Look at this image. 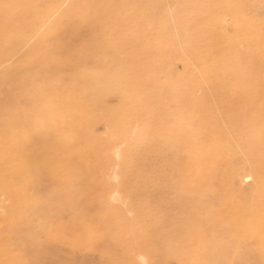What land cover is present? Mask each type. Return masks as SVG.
Returning a JSON list of instances; mask_svg holds the SVG:
<instances>
[{
  "label": "rangeland",
  "instance_id": "374dc122",
  "mask_svg": "<svg viewBox=\"0 0 264 264\" xmlns=\"http://www.w3.org/2000/svg\"><path fill=\"white\" fill-rule=\"evenodd\" d=\"M143 260L264 264V0H0V264Z\"/></svg>",
  "mask_w": 264,
  "mask_h": 264
},
{
  "label": "bare ground",
  "instance_id": "6f19581e",
  "mask_svg": "<svg viewBox=\"0 0 264 264\" xmlns=\"http://www.w3.org/2000/svg\"><path fill=\"white\" fill-rule=\"evenodd\" d=\"M115 148H116V147H115ZM114 150H115V149H114ZM116 150H117V148H116ZM118 151H119V147H118ZM118 151H116V153H117ZM113 152H115V151H113ZM119 153H120V152H119ZM114 156H115V155H114ZM116 156H117V155H116ZM118 156H119V154H118ZM118 156H117V157H118ZM116 166H117V165L114 164V167H116ZM116 169H117V168H116ZM113 171H114V170L112 169V173H113ZM115 173H116V170H115ZM115 173H114V174H115ZM116 176H117V175H116ZM113 177H114V176H112V178H113ZM116 178H117V177H115L114 179H116ZM241 178H242V182H243V181H246L247 178L251 179V178H250V175H245V176H242ZM114 179H112V180H114ZM115 191H116V190H115ZM115 191H114V192H115ZM117 193H118V192H116V195H117ZM113 195L115 196V194H113ZM114 196H113L112 198H115V201H116V198H117V197H114ZM110 198H111V197H110ZM113 200H114V199H113ZM140 256H141V255H140ZM143 258H144V257H143ZM143 258H142V259H143ZM144 262H145V261L143 260L142 263L144 264Z\"/></svg>",
  "mask_w": 264,
  "mask_h": 264
}]
</instances>
